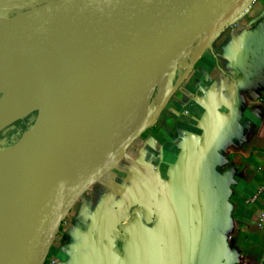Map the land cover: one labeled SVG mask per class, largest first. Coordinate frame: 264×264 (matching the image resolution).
Returning <instances> with one entry per match:
<instances>
[{"label":"crops","instance_id":"0c3cea01","mask_svg":"<svg viewBox=\"0 0 264 264\" xmlns=\"http://www.w3.org/2000/svg\"><path fill=\"white\" fill-rule=\"evenodd\" d=\"M249 2L208 8L190 74L70 209L55 264L264 263V0Z\"/></svg>","mask_w":264,"mask_h":264},{"label":"water","instance_id":"95a60500","mask_svg":"<svg viewBox=\"0 0 264 264\" xmlns=\"http://www.w3.org/2000/svg\"><path fill=\"white\" fill-rule=\"evenodd\" d=\"M214 1L62 0L60 10L41 25L0 43V64L15 55L43 56L47 82L41 114L33 121L37 148L31 233L20 241H8L3 264L46 262L70 209L122 161L133 141L158 119L194 62L154 110L150 123L124 137L110 157L96 142L100 137L98 113L110 96L133 89L150 75L174 40L185 38L181 44L186 47L198 41L210 25L207 10ZM123 75H128L127 80ZM88 143L95 144L91 161L67 190L59 161Z\"/></svg>","mask_w":264,"mask_h":264},{"label":"bare ground","instance_id":"6f19581e","mask_svg":"<svg viewBox=\"0 0 264 264\" xmlns=\"http://www.w3.org/2000/svg\"><path fill=\"white\" fill-rule=\"evenodd\" d=\"M61 6L62 0H52L38 9L12 17V22L3 20L0 22V43L23 30L41 25ZM182 58L183 44L176 39L150 75L133 89L109 97L98 113L100 137L96 141L109 157L124 137L135 135L150 123L152 113L169 94L181 67L185 66ZM122 78L127 80L128 75ZM46 91L43 56L15 55L5 59L0 64V93H4L0 96V129L13 123L31 102L37 105L41 102L42 107ZM36 148L37 124L20 142L0 146V264L5 261L8 241H20L31 233ZM94 149V143L84 144L59 161L67 190L77 182L82 169L91 161Z\"/></svg>","mask_w":264,"mask_h":264},{"label":"rangeland","instance_id":"374dc122","mask_svg":"<svg viewBox=\"0 0 264 264\" xmlns=\"http://www.w3.org/2000/svg\"><path fill=\"white\" fill-rule=\"evenodd\" d=\"M50 1L52 0H0V22H2L3 20H9V19L11 20L12 17L20 13L27 12L33 9H38L42 7L43 3L46 4ZM179 41L180 43H183L186 41V39L181 37ZM187 49H189L192 53L190 52L187 58H185L183 61V65L185 64L186 66L185 69H187L188 66L190 65L194 57L193 55L198 53V51L197 53H194L193 45L191 47L187 46ZM181 71L182 72H179L180 74L177 75L176 81L179 80V78L184 72V70ZM3 94H4L3 92L0 93V96H2ZM34 111L36 112L33 113ZM40 114H41V102L38 105L34 102H31L27 110L19 114L13 123L0 129V146H10L16 144L17 142H20L34 127L35 123H33L32 121H34L35 116H39ZM21 117L22 118L26 117L25 121L20 120L22 119Z\"/></svg>","mask_w":264,"mask_h":264},{"label":"built area","instance_id":"2783aa9c","mask_svg":"<svg viewBox=\"0 0 264 264\" xmlns=\"http://www.w3.org/2000/svg\"><path fill=\"white\" fill-rule=\"evenodd\" d=\"M254 0H251V2ZM251 2H249L248 7H250ZM258 195H262L264 196V187H262L259 192ZM44 264H55V260L53 258L48 257V259L46 260V262Z\"/></svg>","mask_w":264,"mask_h":264},{"label":"trees","instance_id":"16d2710c","mask_svg":"<svg viewBox=\"0 0 264 264\" xmlns=\"http://www.w3.org/2000/svg\"><path fill=\"white\" fill-rule=\"evenodd\" d=\"M43 3V2H42ZM45 3H43V5H44Z\"/></svg>","mask_w":264,"mask_h":264}]
</instances>
